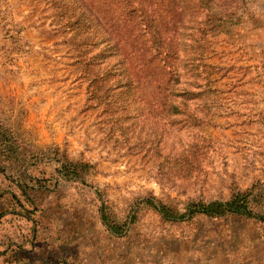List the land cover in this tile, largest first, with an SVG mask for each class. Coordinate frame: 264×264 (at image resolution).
<instances>
[{"label":"rangeland","instance_id":"1","mask_svg":"<svg viewBox=\"0 0 264 264\" xmlns=\"http://www.w3.org/2000/svg\"><path fill=\"white\" fill-rule=\"evenodd\" d=\"M261 1L193 38L203 91L173 113L111 64L79 63L95 53L65 36L62 11L91 14L93 0H0V136L19 147L0 146V264H264V221L178 222L139 204L152 195L182 212L232 187L264 192ZM63 157L91 167L66 179Z\"/></svg>","mask_w":264,"mask_h":264},{"label":"trees","instance_id":"2","mask_svg":"<svg viewBox=\"0 0 264 264\" xmlns=\"http://www.w3.org/2000/svg\"><path fill=\"white\" fill-rule=\"evenodd\" d=\"M93 5L95 11L91 14L73 8L62 11L65 36L79 39L77 46L92 48L95 53L79 63L94 66L93 61L99 60L98 65L111 64L114 72L125 76L128 87H150L153 100L172 107L173 113H180L203 91L206 78L198 70L203 50L191 43L197 41L193 38L201 40L228 31L226 21L235 24L233 20L247 10L246 0H93ZM195 72L199 81L189 79ZM187 74L189 77L183 80ZM0 137L4 150L19 151L16 143L3 134ZM90 167L86 162L63 157L56 171L75 180ZM257 187H232L226 199L190 200L182 212L152 195L140 198L139 204L165 220L178 222L192 221L197 216L219 219L229 215L264 221V192ZM102 222L111 233L122 230L105 212Z\"/></svg>","mask_w":264,"mask_h":264},{"label":"crops","instance_id":"3","mask_svg":"<svg viewBox=\"0 0 264 264\" xmlns=\"http://www.w3.org/2000/svg\"><path fill=\"white\" fill-rule=\"evenodd\" d=\"M10 245H12V244H10ZM12 247V246H11Z\"/></svg>","mask_w":264,"mask_h":264}]
</instances>
